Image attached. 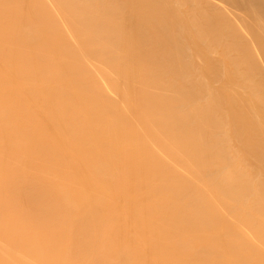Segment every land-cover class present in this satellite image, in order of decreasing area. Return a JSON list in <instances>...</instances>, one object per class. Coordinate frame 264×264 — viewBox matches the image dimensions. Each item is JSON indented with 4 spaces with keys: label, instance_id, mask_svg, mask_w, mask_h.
Instances as JSON below:
<instances>
[{
    "label": "bare ground",
    "instance_id": "1",
    "mask_svg": "<svg viewBox=\"0 0 264 264\" xmlns=\"http://www.w3.org/2000/svg\"><path fill=\"white\" fill-rule=\"evenodd\" d=\"M0 264H264V0H0Z\"/></svg>",
    "mask_w": 264,
    "mask_h": 264
},
{
    "label": "rangeland",
    "instance_id": "2",
    "mask_svg": "<svg viewBox=\"0 0 264 264\" xmlns=\"http://www.w3.org/2000/svg\"><path fill=\"white\" fill-rule=\"evenodd\" d=\"M33 20H35V19H33ZM60 66H61V64L59 63V64H58V67H60Z\"/></svg>",
    "mask_w": 264,
    "mask_h": 264
}]
</instances>
